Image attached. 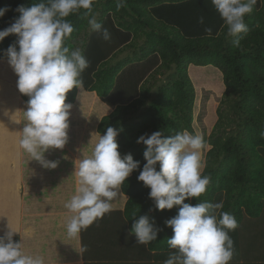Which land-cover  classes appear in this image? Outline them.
<instances>
[{"label":"trees","instance_id":"16d2710c","mask_svg":"<svg viewBox=\"0 0 264 264\" xmlns=\"http://www.w3.org/2000/svg\"><path fill=\"white\" fill-rule=\"evenodd\" d=\"M37 2L0 0V8L9 9L0 18V30L11 26L19 17L16 11L19 6L30 7ZM111 7L119 13L115 18L109 13ZM86 11L81 9L67 18L74 31L65 45L70 49L81 48L89 61V67L81 75L83 88L95 91L112 108L100 119L96 131L104 135L109 127L117 129L121 155L131 154L140 161V168L120 188L127 196L123 211L108 214L150 216L153 214L149 213L150 209L172 218L178 214L179 206L171 210L156 209L149 197L150 188L138 181L146 163L143 156L146 146L137 143V139L156 131H162L164 137L184 130L194 134L191 127L194 84L187 68L190 64L211 65L221 73L224 85L216 109L217 120L208 136L210 147L205 153L204 174L211 181L204 194L185 203L223 202L219 211H231L239 228L242 217L251 213L253 205L264 206V136L261 135L264 132V0H257L253 11L245 15L249 31L240 34L243 38L239 47L233 45L235 37L228 35L212 0H126V6L120 9L116 0H94L93 12L97 21L110 31V41L103 40L90 28ZM201 17L203 23L199 22ZM142 25L157 30L140 32L138 28ZM126 26L133 31L128 27L124 30ZM206 28L212 29L211 35ZM133 35L145 39L137 62L124 68L119 64L112 67V56L125 45L133 44ZM17 39L11 34L0 42V59L8 60L6 50ZM159 60L160 66L153 67ZM164 69L174 70L175 78L158 84L156 75ZM191 75L197 87L210 85L208 90H212L214 78L196 71ZM19 95L25 102L29 99L20 92ZM75 95L73 88L67 93L66 102H73ZM132 116L137 119L129 121ZM5 123L9 126L8 121ZM84 231H81L83 245ZM16 239L18 242L17 236Z\"/></svg>","mask_w":264,"mask_h":264},{"label":"clouds","instance_id":"9594fccd","mask_svg":"<svg viewBox=\"0 0 264 264\" xmlns=\"http://www.w3.org/2000/svg\"><path fill=\"white\" fill-rule=\"evenodd\" d=\"M93 3L94 0H39L30 7L19 6L16 9L19 17L0 30V42L11 34L18 38L6 53L18 76L19 92L29 97L19 146L45 168L54 169L58 165L57 161L47 160L45 153L49 149H62L68 142L72 104L66 103L67 93L84 87L81 75L89 67L81 48L70 49L65 45L74 31L67 18L81 9L87 10L90 28L103 40H111L110 31L97 21ZM212 4L227 26L228 35L235 37L233 45L239 47L243 38L240 34L249 31L244 17L253 11L257 0H212ZM125 6L126 0H116L117 9ZM8 10L0 8V18ZM199 22H204L203 17ZM205 31L212 33L211 28ZM118 135L117 129L107 128L104 135H98L91 155L83 156L75 167L78 187L64 205L71 213L66 221L70 238H78L83 229L110 213L121 186L140 168V161L131 154L121 155ZM137 143L146 146L143 152L146 163L137 179L150 188L149 197L155 208L171 210L179 206L178 214L166 221L173 230L167 243L175 251L164 264H230L235 247L229 232L238 226L235 217L219 211L223 202L185 203L204 194L211 181L204 174L203 151L207 146L204 136L184 130L164 137L162 131H156L141 135ZM7 229L0 236V264H45L42 256L25 252L21 240L14 241L19 230L9 221ZM160 231L154 218L145 214L134 220L130 234L135 235L137 243L147 245L157 240Z\"/></svg>","mask_w":264,"mask_h":264},{"label":"crops","instance_id":"0c3cea01","mask_svg":"<svg viewBox=\"0 0 264 264\" xmlns=\"http://www.w3.org/2000/svg\"><path fill=\"white\" fill-rule=\"evenodd\" d=\"M109 13L113 18L119 14L113 7ZM125 16L128 20V15ZM142 26L138 31L157 30L150 29L148 25ZM127 27L124 30L129 28L133 31L130 26ZM131 40L133 44L125 45L112 56V67L119 64L124 68L137 62L145 39L144 36L133 35ZM160 62L153 67H159ZM195 68L215 73L222 82L221 73L215 67L190 64L187 72L195 88L190 75ZM173 73L174 70L164 69L155 78L159 80L158 84H162ZM66 103L72 104L68 142L62 149H49L45 153L47 160L58 162L54 169L45 168L19 146L20 131L26 122V102L19 95L17 80L10 78L3 84V75L0 77V236L8 230L9 221L12 227L19 230L13 237L14 241L17 242V236L25 252L42 256L45 264H164L175 251L167 243L173 230L166 225V221L172 218L166 214L149 211L153 213L149 218H154L161 231L157 240L147 245L137 243L135 235L130 234L134 220L141 215L105 214L85 228L84 235L82 233L84 245L81 232L78 238L67 235L66 221L71 213L64 205L78 187L75 167L79 159L91 155L99 135L97 124L112 108L102 102L95 91L84 88H76L74 101ZM12 115L20 123L14 122ZM126 200L127 196L120 189L118 197L112 202L111 212L123 211ZM252 207L251 213L242 217L241 226L229 232L235 247L230 264H264V206Z\"/></svg>","mask_w":264,"mask_h":264},{"label":"rangeland","instance_id":"374dc122","mask_svg":"<svg viewBox=\"0 0 264 264\" xmlns=\"http://www.w3.org/2000/svg\"><path fill=\"white\" fill-rule=\"evenodd\" d=\"M192 71H196L197 73L202 74L203 76L205 75L206 77L209 75L210 77L215 79L213 80L212 90H208L211 87L210 85H209L210 87L204 85L202 87L200 86L197 87L195 82L196 88L194 87V98H193L192 110H191V116H192L191 127L194 130V134L203 135L207 142V146L203 151V156L205 160V153L210 147L208 136L211 133L214 123L217 120L216 109L222 97L224 85L222 82H220L219 78L216 76L215 73H209V72L205 73L203 72V70L197 68L193 69ZM2 75H3V84H4V80L10 79L12 76L15 77L17 80V75L10 66L8 60L7 61L4 59L0 60V77ZM172 78H175L174 74H172ZM9 91H7V94ZM136 119L137 118L135 116H132L129 121H133ZM148 135H150V133H148Z\"/></svg>","mask_w":264,"mask_h":264}]
</instances>
